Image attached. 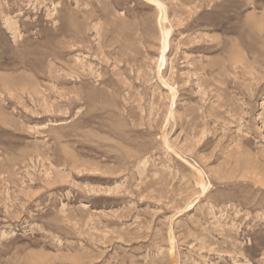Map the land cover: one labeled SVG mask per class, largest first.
<instances>
[{"label": "rangeland", "instance_id": "obj_1", "mask_svg": "<svg viewBox=\"0 0 264 264\" xmlns=\"http://www.w3.org/2000/svg\"><path fill=\"white\" fill-rule=\"evenodd\" d=\"M0 264H264V0H0Z\"/></svg>", "mask_w": 264, "mask_h": 264}]
</instances>
